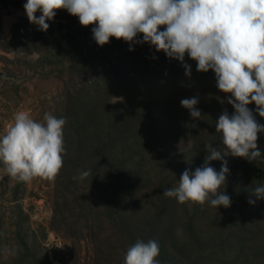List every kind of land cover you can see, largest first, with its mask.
Wrapping results in <instances>:
<instances>
[{"label":"rangeland","instance_id":"obj_1","mask_svg":"<svg viewBox=\"0 0 264 264\" xmlns=\"http://www.w3.org/2000/svg\"><path fill=\"white\" fill-rule=\"evenodd\" d=\"M26 2L0 0V71L16 76H0V136L18 111L29 112L39 122L45 113H51L66 119L65 153L63 167L52 180L19 182L0 165V264H124L133 244L130 239L137 242L147 237L148 241L160 220L168 221L169 231L157 241L159 264H264V198L250 195L255 187L264 186V157L252 162L224 157L229 174L220 191L230 197V207L216 208L210 201L179 203L175 197L163 195L165 189L178 186L185 169L194 172L203 166L208 155L205 145L224 150L216 122L225 110L234 113L227 103L230 94L220 92L210 79L187 88L183 95L177 91L175 101H169L171 107L161 116L163 128L173 135L165 165L157 158L148 124L145 127L138 119L131 123L126 133L137 156L134 166L141 170L122 202H126L122 209L126 217L122 218H127V225L120 216L111 221L103 191L89 176L80 178L88 169L84 159L91 151L84 143L87 116L92 113L94 131L101 120L96 114L101 104L88 99L93 96L86 83L69 68L76 54L70 40L84 36L85 27L78 17L62 9L47 21L48 30L42 31L29 22L23 7ZM88 41L83 39L80 45L87 47ZM150 47L147 43V51ZM180 63L181 85L185 86L195 76L196 62L185 54ZM183 64L191 66L190 76L185 75ZM150 70L147 68V74ZM142 75L139 70L134 80L140 82ZM192 97L198 98L199 119H193L180 103ZM248 107L264 125L256 105ZM258 136L264 143V132ZM258 149L264 156V146ZM209 166L219 172L221 161H210ZM249 199L255 203L250 204ZM189 221L195 222L196 241L190 235ZM221 232L227 236L224 251L218 247Z\"/></svg>","mask_w":264,"mask_h":264},{"label":"clouds","instance_id":"obj_2","mask_svg":"<svg viewBox=\"0 0 264 264\" xmlns=\"http://www.w3.org/2000/svg\"><path fill=\"white\" fill-rule=\"evenodd\" d=\"M23 7L29 22L42 31L48 30L47 21L63 9L78 17L82 26L95 25L93 37L100 46L113 37L128 43L147 42L181 62L187 54L198 72L212 70L217 88L230 94L227 103L235 110L231 115L225 110L216 122L224 150L205 145L204 165L194 172L185 169L178 186L165 189L163 195L179 203L210 201L216 208L231 206L230 197L220 191L229 174L224 157L249 162L264 157L257 145L264 125L248 107L254 103L264 117V0H27ZM138 34L143 35L142 41H136ZM183 66L190 76L191 66ZM180 103L193 119L201 117L198 98ZM65 124V118L51 113L39 122L29 112L18 111L0 136V165L7 175L19 182L54 179L63 167ZM213 160L221 161L219 172L209 166ZM89 175L84 171L80 178ZM251 195L264 198V186L255 187ZM249 203L255 201L249 199ZM159 254L157 241L138 240L128 248L124 264H159Z\"/></svg>","mask_w":264,"mask_h":264},{"label":"trees","instance_id":"obj_3","mask_svg":"<svg viewBox=\"0 0 264 264\" xmlns=\"http://www.w3.org/2000/svg\"><path fill=\"white\" fill-rule=\"evenodd\" d=\"M94 27L95 25L83 28L85 35H80L78 39L71 38L76 54L69 68L77 72L86 83L88 94L93 96V99L87 98L94 101L96 99L101 104V109L96 111L101 117L96 130L91 128L92 113H89L85 122L84 143L89 145L91 151H88L84 160L87 163V171L90 172L91 182L96 183L103 191L107 215L111 221H116L119 216L123 220L122 217L126 215L122 213L126 202H122L126 199L127 191L136 184L141 170L134 166L137 165V156L126 133L131 123L138 119L141 124L145 123V127L148 124L157 158L165 165L169 159V146L173 135L163 128L161 116L166 108L171 107L169 101H175L177 91L198 87L199 83L208 79L216 82V78L212 70L196 71L195 64V76L183 86L178 70L181 61L178 59L168 57L163 51H157L154 46L147 51V42L128 43L113 37L107 44L100 46L93 37ZM160 30H165L164 26H161ZM83 39L89 40L87 47L80 45ZM142 40L143 35L138 34L136 41ZM130 48L132 50H129ZM147 68L151 69L148 74ZM139 70L143 73L140 82L134 80ZM93 108L92 104L90 112ZM259 118L262 121V117ZM257 142L259 147L264 146L261 141ZM205 152L208 154L207 150ZM96 165H100V168L97 169ZM126 220L127 218L123 220L125 225ZM167 222L160 220L158 224L155 223V228L151 229L153 234L150 233L148 240H161L169 231ZM187 225L191 237L196 241L195 222L189 221ZM224 235L225 232H221L218 247L222 248L227 244V236ZM141 241L147 242V237ZM130 243H136L133 237ZM221 250L224 251V248Z\"/></svg>","mask_w":264,"mask_h":264},{"label":"water","instance_id":"obj_4","mask_svg":"<svg viewBox=\"0 0 264 264\" xmlns=\"http://www.w3.org/2000/svg\"><path fill=\"white\" fill-rule=\"evenodd\" d=\"M0 76L2 77H11V78H16L15 75L9 73V72H4V71H0Z\"/></svg>","mask_w":264,"mask_h":264}]
</instances>
